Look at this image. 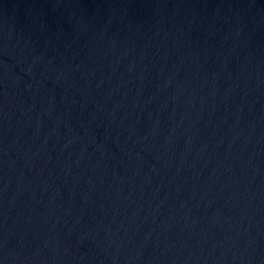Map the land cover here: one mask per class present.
Segmentation results:
<instances>
[{
	"label": "water",
	"instance_id": "water-1",
	"mask_svg": "<svg viewBox=\"0 0 264 264\" xmlns=\"http://www.w3.org/2000/svg\"><path fill=\"white\" fill-rule=\"evenodd\" d=\"M0 264H264V0H0Z\"/></svg>",
	"mask_w": 264,
	"mask_h": 264
}]
</instances>
